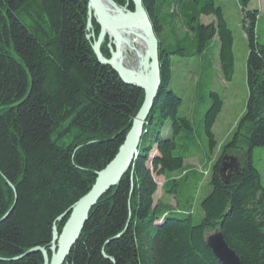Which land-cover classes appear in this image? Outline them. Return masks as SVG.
I'll list each match as a JSON object with an SVG mask.
<instances>
[{
  "label": "trees",
  "instance_id": "1",
  "mask_svg": "<svg viewBox=\"0 0 264 264\" xmlns=\"http://www.w3.org/2000/svg\"><path fill=\"white\" fill-rule=\"evenodd\" d=\"M237 2L249 46V95L223 155L240 157L238 174L223 183L220 159L212 191L201 203V222L168 214L157 225L172 209L153 207L157 185L147 167L150 154L157 147L152 161L157 175L182 171L185 158L175 154L177 139L193 132L179 115L182 101L169 91L171 60L200 57L218 37L221 71L231 82L234 38L215 0H143L159 40L160 95L133 177L130 170L92 209L64 264H220L206 245V234L218 229L241 264H264V185L253 162L254 150L264 148V43L257 42L258 12L248 10L253 0ZM128 8L134 10L132 4ZM87 14V0H0V221L17 197L0 224V264H44L41 254L12 260L35 247L50 248L53 226L61 232L68 211L117 154L144 102V92L98 62L87 38ZM209 16L216 18L215 27L202 25ZM93 25L98 35L94 20ZM210 99L204 132L212 152L223 101L214 92ZM177 186L173 192L179 193Z\"/></svg>",
  "mask_w": 264,
  "mask_h": 264
},
{
  "label": "rangeland",
  "instance_id": "2",
  "mask_svg": "<svg viewBox=\"0 0 264 264\" xmlns=\"http://www.w3.org/2000/svg\"><path fill=\"white\" fill-rule=\"evenodd\" d=\"M126 2L127 3L124 6H120L115 2L114 3L119 8L127 9L129 12L133 13L135 11V7L133 3L130 0H126ZM215 3L217 7L222 9L227 25L233 34V38H234L233 50H234V57H235L234 76L231 82H226L223 77L221 66H220L221 46H220L218 37H216L213 40L212 44L207 49V51L200 57L193 58V59L173 58L171 60V82H170L169 91L173 92L182 101V106L180 108L179 115L189 120V122L191 123L193 127V132L190 134H186V136L185 134H181L179 138L177 139L178 149L176 150L175 154L178 156L179 155L184 156L185 158L184 168L182 171H179L174 174H166L163 176L157 175V173L153 171V167H152V161L154 160V158L159 156L157 147L153 148L150 154L149 161L147 162V167L150 170L153 180L155 181L157 185V192L153 197V202H154L153 207H157L161 205L164 207H170L172 209V212H167L165 213V215L162 216L161 220L158 222L157 225H161L163 223V219L167 217L168 214L191 215L194 220V225H198L203 218V213L201 210V203L203 202L205 198H207L210 195L212 191L210 184H211V179L213 176V169L215 165L217 164V162L220 159H222L221 161V166H222V162L226 157H230L236 160L237 173L232 172L230 178L232 177L233 174H238L240 170V161H239L240 157L238 155L236 154L223 155V154H224L225 146H227L233 139V136L236 133L237 127L239 126V123L246 112V105H247V100H248V95H249L248 85H247V59L249 55V46H248V40L243 30L244 26H243L242 21H243L244 16L242 14V10L237 0H215ZM130 4L133 5L134 10H130L128 8ZM248 10L258 12L256 36H257V42L260 44H263L264 43V1L263 0H253V2L248 7ZM93 20L98 25V23L93 17L92 25H91V28L89 29L88 28V18H87V28H86L88 32L87 38L88 40L92 41V50L95 44L97 43L100 37V34H101V28L99 25H98L99 33L98 35L95 34ZM246 21L248 24V20ZM201 23L204 26L213 25L215 27L217 24V20L214 16L203 17L201 19ZM106 39H108L106 48L108 50L109 57H105L102 54V47L103 45H105ZM112 40H115V39L111 36H106V38L103 41L102 46L100 47L101 48L100 53L102 57L106 59L107 61H110L112 59L111 50L116 52V49L112 44L113 42ZM122 40L125 41L126 43L125 46H127L125 48L126 50L124 53V58H125L124 60H126V62H133V58H134L133 52L135 49H137L136 41L132 37H127V36L126 37L123 36ZM103 66H106V65H103ZM211 92L218 94L223 101L222 111L220 115L218 116L215 122L214 128H213V134H214L217 146H216V149L212 152H210L209 150V145H208L207 139L205 137V132H204L205 115L212 105V101L210 99ZM159 95H160V91H159ZM150 116L147 122L145 123L143 135H144V132H146L145 128L148 124V121L150 120ZM142 138H141L139 149H138V156L134 162H136V160L139 157L140 148L142 145ZM118 152L114 156V158L108 163V165H110V163L114 161V159L118 155ZM253 162H254V166L261 173L262 183L264 185V148H259V149L254 150ZM225 163L230 164V162H227V161H225ZM106 167L95 174L94 184L96 182L97 174L104 171ZM132 167L125 173L122 179L129 173L130 170H131V177H133ZM229 172L230 170H228L225 173V176H228ZM220 177L222 179L221 174H220ZM119 183L115 187L111 188L103 197L111 193L119 185ZM175 185H178L176 188V191H178L179 193L173 192L174 190L173 188ZM12 189L15 192V189L13 187ZM16 201H17V197H15L14 206L5 215L6 218L4 217L0 221V224L3 223L12 214ZM178 203L180 204L178 205ZM60 218L61 216L57 219V222H62L65 219L64 218L63 220H60ZM54 229H56V233L58 235H60L63 230L62 229L61 232H58L57 225L55 224L53 226L52 241L50 243L49 249L47 248L45 249L43 247H35L29 250L28 252H26L24 255L13 259L12 261H20L26 258L27 256H30L33 254L42 255L41 252L35 251L38 248L44 249L46 251L48 259L50 261L53 256V251H52L53 244L54 246H57V243L54 242V237H55ZM207 235H210V233L206 234V239H207ZM78 240L76 241V243L78 242ZM32 251H35V252H32ZM28 253L30 254L27 255ZM103 256L107 258L104 253H103ZM43 261H44V258H43Z\"/></svg>",
  "mask_w": 264,
  "mask_h": 264
},
{
  "label": "water",
  "instance_id": "3",
  "mask_svg": "<svg viewBox=\"0 0 264 264\" xmlns=\"http://www.w3.org/2000/svg\"><path fill=\"white\" fill-rule=\"evenodd\" d=\"M87 1L88 28H91L93 17L101 28L100 37L93 48L99 63L111 67L126 85L134 86L142 90L145 97L144 103L135 117L132 127L126 136L117 157L106 167L104 171L97 174L96 182L90 191L70 209L69 218L64 225L61 234L58 235L56 233V229H54V242L57 243V246H54L53 244L52 259L49 261L47 253L44 249L38 248L35 250L36 252L42 253L44 264H64L72 250V247L79 239L84 226L88 221L91 210L111 188L115 187L121 181L125 173L132 167L138 156V149L143 136L145 123L154 109L155 101L159 96L161 87L159 41L155 35L150 17L144 9L143 0H130L135 7V11L133 13L129 12L127 9L119 8L112 0H107V2L110 3L114 9H116V14L111 13L105 8L103 4L104 0ZM137 25H142L146 31V42L149 50L150 62V71L147 80L142 78H129L116 66L114 57L115 54L118 53L117 46L115 45L116 42L119 41L118 38L115 37V40H112V44L115 47L116 52L111 50L112 59L110 61L104 59L100 53V47L103 43L106 30L117 29L118 31L119 28H134ZM225 161L230 162V164L225 163ZM228 170H230V172L228 176H225V173ZM232 172L237 173L236 160L226 157L223 160L220 169V174L225 184L229 183V178ZM67 213L68 212L61 216L60 220H63ZM206 244L208 248L211 249L220 264H241L239 257L227 245L220 230L207 235Z\"/></svg>",
  "mask_w": 264,
  "mask_h": 264
},
{
  "label": "bare ground",
  "instance_id": "4",
  "mask_svg": "<svg viewBox=\"0 0 264 264\" xmlns=\"http://www.w3.org/2000/svg\"><path fill=\"white\" fill-rule=\"evenodd\" d=\"M103 4L105 8L110 11L111 13L116 14V9L107 2V0L103 1ZM111 36L115 39L118 38L119 41L116 42V46L118 49V53L115 54L114 57V62L116 66L121 70V72L128 76L129 78H142L144 80H147L149 77V50L146 42V31L143 28L142 25H137L136 27H124V28H119L118 31L117 29H108L105 31V36ZM123 36L127 37H132L136 41V46L137 49L134 50L133 55V62H126L124 60V53H125V41L122 40ZM103 39V41H104ZM129 40V39H128ZM131 43V42H130ZM103 44V43H102ZM101 44V46H102ZM101 49V48H100ZM160 59V55H159ZM132 60V59H131Z\"/></svg>",
  "mask_w": 264,
  "mask_h": 264
}]
</instances>
